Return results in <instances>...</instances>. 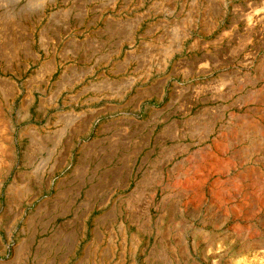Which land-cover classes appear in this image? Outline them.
Masks as SVG:
<instances>
[{"label": "rangeland", "instance_id": "1", "mask_svg": "<svg viewBox=\"0 0 264 264\" xmlns=\"http://www.w3.org/2000/svg\"><path fill=\"white\" fill-rule=\"evenodd\" d=\"M0 264H264V0H0Z\"/></svg>", "mask_w": 264, "mask_h": 264}, {"label": "crops", "instance_id": "2", "mask_svg": "<svg viewBox=\"0 0 264 264\" xmlns=\"http://www.w3.org/2000/svg\"><path fill=\"white\" fill-rule=\"evenodd\" d=\"M112 106V105H111Z\"/></svg>", "mask_w": 264, "mask_h": 264}]
</instances>
